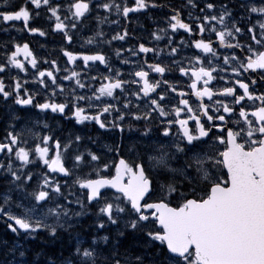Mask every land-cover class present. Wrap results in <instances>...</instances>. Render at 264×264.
<instances>
[{
	"label": "snow or ice",
	"instance_id": "1",
	"mask_svg": "<svg viewBox=\"0 0 264 264\" xmlns=\"http://www.w3.org/2000/svg\"><path fill=\"white\" fill-rule=\"evenodd\" d=\"M0 226V264H264V0H0Z\"/></svg>",
	"mask_w": 264,
	"mask_h": 264
},
{
	"label": "flooded vegetation",
	"instance_id": "2",
	"mask_svg": "<svg viewBox=\"0 0 264 264\" xmlns=\"http://www.w3.org/2000/svg\"><path fill=\"white\" fill-rule=\"evenodd\" d=\"M140 22L144 25L143 28H141L138 24H137V25H132V24H130V25H129V29L131 30L133 27H135L137 33H142V34H144L145 36H147V32H148V30L151 29L152 27H154V25H152L150 21L144 19L143 17L140 18ZM104 27L107 28V25H105ZM14 34H15V33H14ZM30 39H31V38H30ZM37 39H39L40 42H42V43L45 42V40L47 39V42H48V44H49L50 47H51V45H52V43H53V40H52L51 37H49V38H39V37H38ZM145 42H146V41H145ZM115 43H117V42H114V44H115ZM30 46H33V45H30ZM37 47H38V46H37ZM5 238H7V237H5Z\"/></svg>",
	"mask_w": 264,
	"mask_h": 264
},
{
	"label": "trees",
	"instance_id": "3",
	"mask_svg": "<svg viewBox=\"0 0 264 264\" xmlns=\"http://www.w3.org/2000/svg\"><path fill=\"white\" fill-rule=\"evenodd\" d=\"M0 235H3V228L0 226Z\"/></svg>",
	"mask_w": 264,
	"mask_h": 264
}]
</instances>
